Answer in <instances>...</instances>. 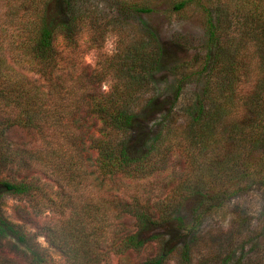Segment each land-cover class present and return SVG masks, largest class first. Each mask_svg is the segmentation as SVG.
<instances>
[{"label":"trees","instance_id":"obj_1","mask_svg":"<svg viewBox=\"0 0 264 264\" xmlns=\"http://www.w3.org/2000/svg\"><path fill=\"white\" fill-rule=\"evenodd\" d=\"M189 1H176L174 11ZM223 1L216 0V3L221 6ZM240 1L244 4L241 12L244 18L237 43L252 50L243 55L239 49L231 48L233 40L219 46L218 35L225 27L212 19L211 6L204 7L203 29L208 48L203 54L202 67L200 71H190L189 62L174 63L170 72L175 78L173 99L163 113L165 122L154 135H149L141 119L156 98H147L143 103L141 100L150 91L153 75L164 54V44L156 32L148 29L146 36L140 33L137 44L107 59L108 64L99 70L86 67L65 70L60 68V63L74 62L69 54H62L55 47L54 41L60 37L67 48L76 47L87 11L80 6L82 1L0 0V9L4 10L0 34L10 35L7 47L13 56L19 52L22 60L13 57L15 63L25 62L27 71L36 74L31 81L8 69L0 59V103L14 110L12 116L0 118V162L17 167L25 165L27 151L10 146L3 136L8 128L51 130V137L42 139L45 150L38 155L37 163L42 165L43 175L61 189L59 194L69 213L56 224L46 226L43 232L47 244L62 255L66 264H105L110 255L136 252L146 242L139 236L142 232L168 222H173L178 229L183 241L181 256L188 262L190 244L196 240L193 236L204 216L218 208L222 199L233 197L240 182H253L247 159L251 149L261 151L257 163L262 175L258 182L264 187V71L253 70L264 65V0ZM117 6L118 10L122 9L121 14L148 13L143 7L124 3ZM3 22H8V26ZM243 56L254 63L251 70L256 82L246 92L242 88L241 70L248 74L250 66L243 61ZM204 71L210 72L209 78L187 112L185 137L189 149L185 157L200 167L197 161L207 156L208 165L215 163L222 169L218 173L220 183L216 186L205 182L207 175L203 169L198 180L179 181L172 187L175 195L157 206L141 205L136 195H130V201H117L114 207L118 208V215L135 219L136 232L122 233V236L110 233L114 221L104 207L105 197L93 198L94 190H89L87 185L119 178L146 179L166 171L173 145L169 137L176 130L171 128L172 108L185 81ZM103 82L108 84L106 92L99 90ZM176 145L179 147L180 143ZM222 177H229L230 182H223ZM86 190L89 191L87 199L73 202V195ZM0 191L35 199L40 186L35 179L22 177L12 182L1 180ZM190 198H194L192 220L185 226L182 237L180 230L184 223L178 212ZM9 240L16 244L12 246L14 252L22 248L26 264H47L35 236L8 221L0 211V246ZM173 248H163L161 253L141 264H163Z\"/></svg>","mask_w":264,"mask_h":264},{"label":"rangeland","instance_id":"obj_2","mask_svg":"<svg viewBox=\"0 0 264 264\" xmlns=\"http://www.w3.org/2000/svg\"><path fill=\"white\" fill-rule=\"evenodd\" d=\"M81 1L80 6L87 11L84 19L85 26L83 25L79 30L76 47L67 48L66 43L60 37L54 41L55 47L62 51V54H69L71 61L74 62L60 63V68L67 70L68 67L74 69L86 67L88 70H99L108 64V60L113 55H118L122 50L132 48L137 44L140 33L146 36L148 29L156 32L160 42L164 44L163 58L159 69L153 75V84L141 100L143 103L147 98H156L151 109L144 111V115H141L142 124L146 126L145 129L149 131V135L151 133L154 135L165 122L162 116L169 109L173 99L175 78L170 72L174 63L181 60L185 61V64L189 62L187 68L190 71H200L202 67L203 54L208 48L207 37L203 29L205 17L202 9L204 7L211 6L212 19L220 21L225 27L222 29V34L218 35V38H221L218 42L219 46L233 40L231 48L239 49L243 55L252 50L249 46L242 47L237 43L242 33L243 24L240 23L244 18L241 14L244 4L242 5L240 0H224L223 6H219L216 0H197L199 2L197 4L196 0H190L177 11H174L173 4L179 0ZM123 3L128 6L143 7L148 9V13L121 14L122 9L118 10L117 5ZM245 7L247 8L246 5ZM2 10L0 9V17L3 18L4 10ZM3 24L8 26V22H3ZM7 35L8 37H4L0 34V59L8 69L34 81L36 74L27 71L28 65L25 62L15 63L13 57L19 60L21 58L18 51V53L15 52L16 56L9 51L7 43L10 35ZM243 61L250 66L247 69L248 74L244 69L241 70L244 76L242 88L246 92L256 86L255 77L252 75L253 70L264 71V65H259L260 68L255 66L256 68L253 69L254 63L248 61L246 56H243ZM209 74L210 72L204 71L195 78L185 81L182 92L172 108L171 128L176 130L173 136L169 137L173 145L170 147V164L166 171L146 179L119 178L114 181L95 182L92 183L93 186L87 185L89 190H94L93 198L105 197L104 207L108 210V216L114 221V228L109 230L110 233L122 236V233L136 232L135 219L126 214L118 215L119 210L114 207L117 201H130V195H136L141 205L157 206V203L167 201L175 195L172 187L179 181L185 182L188 179L191 181L195 178L198 180L203 175V169L204 175H207L204 178L205 182H211L216 186L220 183L218 173L222 169L215 163L208 165L207 156L203 155L197 161L200 167H195L185 157L189 149L185 137V126L189 121L187 112L192 107L190 104L194 97L203 90ZM99 90L106 92L108 84L103 82L99 85ZM4 107L0 103L1 119L12 116L14 113L12 108ZM51 134V130L46 127L32 130L12 126L4 131L3 136L10 146L24 149L27 153L24 157L25 165L21 164L20 167L13 164L2 165L0 162V181L12 182L22 177L32 178L40 186V192L35 199H31L4 194L0 191V211L8 221L35 236L47 264H66L62 255L47 244L43 232L46 226L56 224L69 213L66 202L59 194L61 189L52 179L43 175L42 165L37 163L38 155L45 150L42 139L50 138ZM177 143H180L179 147ZM260 157L259 149H251L247 152L253 182H240L233 197L224 198L220 203L217 202L218 208L204 216L193 236L196 240L190 244L188 262H185L181 256L183 247L181 235L175 224L168 222L160 226L149 227L142 232L139 236L146 242L141 249L136 252L128 251L120 255H110L105 264H141L161 253L163 248L167 250L173 246V250L167 255L163 264H264V187L258 182L262 173L257 163ZM222 178L225 183L230 180L229 177ZM88 193L89 191L86 190L81 194L73 195V202L78 203L79 199L83 202V199H87ZM207 193L212 195L210 190ZM193 199L186 200L178 212V216L184 223L183 230H180L182 237L185 236V226L192 220ZM189 238L188 236L186 240L189 241ZM13 245H16L14 241L9 240V243L0 246V264H26L22 248L14 252Z\"/></svg>","mask_w":264,"mask_h":264}]
</instances>
